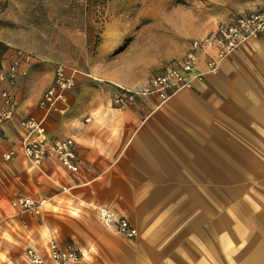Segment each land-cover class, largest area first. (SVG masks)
<instances>
[{
    "label": "crops",
    "instance_id": "1",
    "mask_svg": "<svg viewBox=\"0 0 264 264\" xmlns=\"http://www.w3.org/2000/svg\"><path fill=\"white\" fill-rule=\"evenodd\" d=\"M214 55L200 50L195 72ZM35 62L17 79L12 120L0 125V264H30L25 249L46 255L50 240L78 251L79 264H264V37L166 101L148 95L118 105L115 97L146 88L167 66L146 79L69 67L68 110L48 115L45 138L74 142L75 173L52 154L36 167L21 153L20 120L42 117L38 102L57 64ZM19 197L44 200L41 215L14 209ZM101 209L136 236L105 227Z\"/></svg>",
    "mask_w": 264,
    "mask_h": 264
},
{
    "label": "rangeland",
    "instance_id": "2",
    "mask_svg": "<svg viewBox=\"0 0 264 264\" xmlns=\"http://www.w3.org/2000/svg\"><path fill=\"white\" fill-rule=\"evenodd\" d=\"M263 1L0 0V42L6 54H31L34 65L131 71L146 79L178 62L191 40ZM41 70L36 76L46 74Z\"/></svg>",
    "mask_w": 264,
    "mask_h": 264
},
{
    "label": "built area",
    "instance_id": "3",
    "mask_svg": "<svg viewBox=\"0 0 264 264\" xmlns=\"http://www.w3.org/2000/svg\"><path fill=\"white\" fill-rule=\"evenodd\" d=\"M264 37V3L258 11L239 15L228 22L219 23L214 30L202 38L191 40L183 57L160 73L154 74L146 88L141 90L119 89L115 103L123 105L137 96L156 95L161 101H166L175 93L191 90L196 82H202L203 76L218 73L221 62L243 43L251 39ZM215 49V55L205 61L204 72H195L198 66V52L202 49ZM32 61L31 54L22 50L13 51L7 69H0V125L12 120L19 104L16 95V84L19 77H25ZM76 71L64 64L57 63L53 70L51 84L42 93L38 108L42 117L27 116L20 120V127L25 131L21 140L22 155L34 166L40 167L48 154H52L66 170L78 171L75 162L74 142L69 139L45 138V121L52 112L64 115L66 93L75 86ZM14 151L2 155L9 161ZM62 191H66L62 188ZM11 206L33 216H40L45 206L44 200L36 201L28 197H19L11 202ZM99 219L105 227H114L117 233L125 239H133L137 231L126 220L115 221L112 213L101 209ZM25 255L30 264H79L81 255L71 247L61 248L57 242L50 240L46 255L33 248H26Z\"/></svg>",
    "mask_w": 264,
    "mask_h": 264
},
{
    "label": "trees",
    "instance_id": "4",
    "mask_svg": "<svg viewBox=\"0 0 264 264\" xmlns=\"http://www.w3.org/2000/svg\"><path fill=\"white\" fill-rule=\"evenodd\" d=\"M7 50L8 48L6 47V45L0 42V69L2 67V62L4 61Z\"/></svg>",
    "mask_w": 264,
    "mask_h": 264
}]
</instances>
